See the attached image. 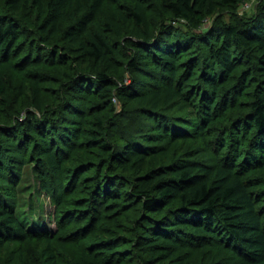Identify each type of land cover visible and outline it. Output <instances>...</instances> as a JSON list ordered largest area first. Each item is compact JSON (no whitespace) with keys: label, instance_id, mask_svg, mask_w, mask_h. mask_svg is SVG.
<instances>
[{"label":"trees","instance_id":"obj_1","mask_svg":"<svg viewBox=\"0 0 264 264\" xmlns=\"http://www.w3.org/2000/svg\"><path fill=\"white\" fill-rule=\"evenodd\" d=\"M126 1L105 17L102 31H93L106 0H90L87 8L84 0H0V96H7L2 72L20 53L17 46L25 36L20 18L29 8L41 22V36L47 35L46 41L57 37L43 55L65 69L68 84V104L58 126L44 125L32 113L25 122L15 125L5 119L0 127V257L13 242L34 240L43 264H58L48 229H31L17 213V184L30 147L40 171L56 176L65 152L86 134L107 153L88 168L95 171L91 209L95 212L105 202L125 212L129 202L136 207L140 219L125 245L143 250L139 264H191L177 250L209 243H218L231 259L194 264H264V200L245 178L264 170V3L253 20L218 22L199 33L217 9H236L242 0H156L162 18L157 27L147 0ZM73 6L77 17L62 32L63 17ZM178 23L189 33L176 28ZM38 46L29 44L30 58L42 55ZM244 63L249 70L232 99L229 94L222 98L221 85ZM250 79L256 87L249 117L238 120L230 132L212 131L217 121L226 120L222 116ZM35 90L33 104L40 113L41 92ZM90 98L98 104L91 106ZM114 99L134 109L133 123L127 110L119 119H109ZM85 107L96 112L90 129L84 128ZM188 144L199 150L169 161L174 146ZM223 152L226 157L219 161ZM203 153L215 156L207 160L200 157ZM158 157L164 163L154 166ZM45 177L42 186L50 191ZM59 194L57 190L56 200ZM94 221L92 214L89 225ZM22 249H17L21 258ZM123 254L127 261L134 257L133 252ZM113 257L76 264H111Z\"/></svg>","mask_w":264,"mask_h":264},{"label":"rangeland","instance_id":"obj_2","mask_svg":"<svg viewBox=\"0 0 264 264\" xmlns=\"http://www.w3.org/2000/svg\"><path fill=\"white\" fill-rule=\"evenodd\" d=\"M147 2L151 9L150 18L154 26L157 27L161 24L162 18L156 7V0H147ZM263 3L264 0H242L236 9L219 8L214 15L206 19L199 33H206L218 22L239 25L243 20H253L260 12ZM84 4L87 8L90 0H84ZM126 4H128L126 0H106L104 15L99 18L98 25L93 27V31H102L105 17L112 15L118 6ZM76 17L75 6H73L66 11L63 17L61 31L63 32L73 23ZM20 21L25 34L22 45L17 46L20 53L11 58L10 63L4 67L2 72L8 91L6 97L0 96V127L3 126L5 119H11L15 125L18 124V121L25 122L27 116L32 113H37L44 125L46 121H50L54 126L56 124L58 126L60 113H64V108L68 104L65 69L52 64L50 59L43 55L46 52L45 48L57 43V37L46 41L47 35L41 36V22L35 9H26ZM182 27H185L184 24H176V28L181 29ZM185 32L189 33L186 27ZM34 42L38 43L37 48H41L40 51L43 53L41 56L36 54L30 58L29 44H34ZM33 48L35 49V47ZM194 53L198 55L197 51ZM249 66L248 63L239 66L236 73L230 77L231 79L221 85L222 98L229 94L232 99V92L237 90L236 87L247 74ZM127 79H129V83L132 82L131 76H127ZM251 82L252 79L247 84V88H244L246 91L237 95L233 101V107L222 116L226 117V120L217 121L212 126V131L230 132L238 120L249 117V104L253 99L256 87L255 84L251 86ZM194 83L190 82L189 86ZM36 88H39L41 92L42 111L40 113L37 112L33 104ZM90 104L96 106L98 102L94 98H90ZM84 110L86 112L84 128L90 129L96 122V112L88 107H85ZM124 110H127L132 116L129 121L133 123L132 118L136 117L134 109H126L118 99H114V111L109 119H119L118 115ZM196 150H199L198 147L191 144L183 149L177 145L168 153V159L172 161L180 158L186 152ZM34 153L31 147L24 153L25 161L21 166V175L16 191L17 213L23 220H26L27 226L31 229H48L53 249L57 254L58 264H76L85 259L104 262L109 255L114 256V261L111 264H139L138 258L144 256L143 250L135 248L133 244L125 245L126 240L132 239L134 236L132 228L135 226V222L140 219L136 207L128 201L126 207H131L125 212L124 207H120L116 203L105 202L104 206L94 212L91 209L92 204L89 203L90 199L94 197V189L91 185L93 181L91 180L95 176V171L88 170V168L90 165L100 162V159L104 158L107 153L93 145L88 136L83 134L77 141L76 147L65 152V159L61 163L62 171L56 176H51L49 171L46 175L40 171ZM214 156L212 153L206 155L203 153L200 157L212 160ZM225 157V152H223L217 156V159L222 161ZM163 163V159L158 157L153 165L158 166ZM42 176H46L50 191L43 188L44 179L41 178ZM245 178L256 184L253 190L264 200V170L250 172ZM57 190L60 191V194L56 200L54 194ZM261 206L264 207V202ZM92 214L95 216V221L90 226L89 218ZM19 246L23 248L22 258L19 256V251L17 253ZM132 252L134 257L127 261L125 254ZM41 253L42 250L38 248L34 240H25L20 245L13 242V245L6 249L5 255L0 257V264H43ZM121 253H124L123 255L126 257H121ZM176 254L191 264L208 262L213 259L228 261L232 256L229 251L220 248L218 243H209L204 247H181Z\"/></svg>","mask_w":264,"mask_h":264},{"label":"built area","instance_id":"obj_3","mask_svg":"<svg viewBox=\"0 0 264 264\" xmlns=\"http://www.w3.org/2000/svg\"><path fill=\"white\" fill-rule=\"evenodd\" d=\"M116 100V99H115Z\"/></svg>","mask_w":264,"mask_h":264}]
</instances>
